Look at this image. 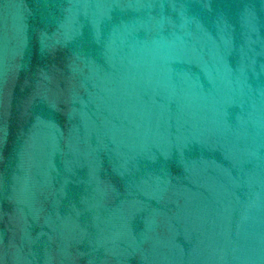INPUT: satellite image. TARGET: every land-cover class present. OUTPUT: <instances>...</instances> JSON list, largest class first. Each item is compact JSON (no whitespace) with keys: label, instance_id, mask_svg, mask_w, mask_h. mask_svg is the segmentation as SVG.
Returning <instances> with one entry per match:
<instances>
[{"label":"water","instance_id":"95a60500","mask_svg":"<svg viewBox=\"0 0 264 264\" xmlns=\"http://www.w3.org/2000/svg\"><path fill=\"white\" fill-rule=\"evenodd\" d=\"M0 264H264V0H0Z\"/></svg>","mask_w":264,"mask_h":264}]
</instances>
